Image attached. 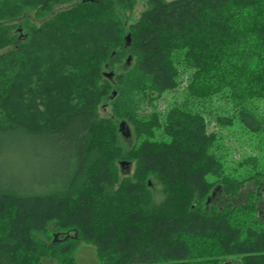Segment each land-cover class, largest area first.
Listing matches in <instances>:
<instances>
[{"label":"trees","instance_id":"trees-1","mask_svg":"<svg viewBox=\"0 0 264 264\" xmlns=\"http://www.w3.org/2000/svg\"><path fill=\"white\" fill-rule=\"evenodd\" d=\"M138 3L0 0V264H264V0Z\"/></svg>","mask_w":264,"mask_h":264},{"label":"rangeland","instance_id":"rangeland-1","mask_svg":"<svg viewBox=\"0 0 264 264\" xmlns=\"http://www.w3.org/2000/svg\"><path fill=\"white\" fill-rule=\"evenodd\" d=\"M147 7H148L147 0H139V3L136 5L132 14L128 13L130 15V18H127L128 19V25L133 23L134 21H136L140 17L141 13L147 9ZM128 35L126 34L124 36V42H127L126 38ZM117 71H119V70H117ZM109 72H112V71H107V73H109ZM115 92L117 93V91H112V94L109 97L110 99L112 97L115 98L117 96V95L114 96ZM168 100H169V97H166L164 100H162V102L158 103V106L161 109H164L165 106L167 105ZM108 101H111V100H108ZM112 110H113V106L110 104V107H108L106 112L108 114H112ZM104 114H106V113H104ZM213 130H214V126L212 125V126H210V131H213ZM241 137L242 136H240L239 133H235V134H233V136L229 135L227 140H225L226 148L228 150L227 151V155H228L227 159L228 160L226 163L227 171L230 172L232 175L238 177V178H242L243 175L245 174L246 170H247V168L244 169V167L243 168L240 167L237 169L238 164H240V161L244 160L245 156H252V157L257 156V158L260 161H262L264 159V150L262 148L264 143H260V141H259V139H261L260 136H255V139L251 142H248V143L244 142L245 139H242ZM130 141H133V138L130 139ZM122 143L126 144V146L132 145L125 140L124 136H122ZM235 169H237V170H235ZM253 189H255L254 184L248 185L241 192V194L239 196V200L236 203L245 202L246 197H247V193ZM154 192L156 194L155 196L158 199L162 198V193H161L160 187L157 183L155 184ZM262 193L264 194V191ZM259 204H262V205H260V208L262 207V209H264V198H263V202H260ZM262 221H264V217H262ZM54 228H55V225H52V229H54ZM73 257L75 259L76 264H102L100 259H99V256H98L97 247L91 243H88V242H80L74 251ZM237 263L238 262H227L225 264H237Z\"/></svg>","mask_w":264,"mask_h":264},{"label":"water","instance_id":"water-1","mask_svg":"<svg viewBox=\"0 0 264 264\" xmlns=\"http://www.w3.org/2000/svg\"><path fill=\"white\" fill-rule=\"evenodd\" d=\"M126 41H127V44L128 45H130L131 44V42H132V36H131V34H129L128 36H127V38H126ZM131 60H132V57L130 56L129 58H128V63L130 64L131 63ZM105 75H106V77L107 78H113L114 77V75H115V73L114 72H109V73H105ZM117 95V93L115 92L114 93V96H116ZM126 124L123 122L122 124H121V129H122V132H123V134L125 135V136H127V137H130V132H129V130H126ZM120 165H121V167L122 168H124L125 170H129V168H130V162H128V161H122L121 163H120Z\"/></svg>","mask_w":264,"mask_h":264}]
</instances>
